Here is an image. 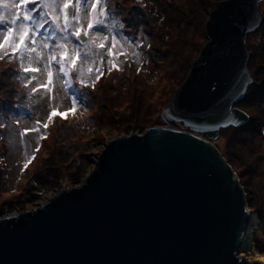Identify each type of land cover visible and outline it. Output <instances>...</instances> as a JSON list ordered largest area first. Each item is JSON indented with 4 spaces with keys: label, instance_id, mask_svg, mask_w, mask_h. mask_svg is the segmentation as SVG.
Here are the masks:
<instances>
[{
    "label": "water",
    "instance_id": "obj_1",
    "mask_svg": "<svg viewBox=\"0 0 264 264\" xmlns=\"http://www.w3.org/2000/svg\"><path fill=\"white\" fill-rule=\"evenodd\" d=\"M263 2L217 4L206 43L160 113L165 128L112 139L81 184L0 219V264H263L241 257L251 214L213 145L249 121L236 93L252 83L245 44Z\"/></svg>",
    "mask_w": 264,
    "mask_h": 264
},
{
    "label": "rangeland",
    "instance_id": "obj_2",
    "mask_svg": "<svg viewBox=\"0 0 264 264\" xmlns=\"http://www.w3.org/2000/svg\"><path fill=\"white\" fill-rule=\"evenodd\" d=\"M191 1L193 2V0ZM18 2L19 0H5V3L8 4ZM90 3L91 0H81L82 20L87 13V9L90 6ZM101 3L104 4V0H101ZM36 7H38V5ZM262 10V7H260V11ZM33 11L35 12V8H33ZM0 12H5V9L2 5H0ZM108 25L112 30L110 35H117L118 41L120 38H122L123 40H126L128 44L132 45V47L129 48L127 46L121 45L118 42L117 46L120 47L126 54V56L114 59V63L118 64V66L122 69L121 71L114 70L112 74H109L107 72V64L105 60L103 64L104 80L101 83L98 82L97 91H92L91 89H83L78 83H74L68 86L64 82L66 78L54 80L52 84L53 92L51 100L47 98L48 93L42 89H38L36 93H32L30 87L25 88L26 98L29 97L31 99V103L28 108L29 112L26 111L19 116H11L10 118L3 116L0 118V219L13 217L25 212L32 211L37 207L45 204L50 198L57 195L59 192L68 190L71 187L81 184L86 179V177L94 171L101 152L105 149L107 144L112 139L131 134H142L154 128H165V125L162 123V121L160 122V124L158 122V125L149 127L148 129L141 131L140 133L134 132L126 134L115 132L112 128H109V124H111L112 122L111 119H108L109 117L108 115H106V112L104 110V107L106 106V104L104 105V103L102 102L104 98V90H106V103H112L111 108L117 111L116 116H113V118L115 117L116 119H118L117 121H123V123L125 122V115H127L128 110H131L132 108V106L130 105V99L132 97H138L139 99H141V106L138 111L142 116H144V120L146 119L145 122H151L156 118L160 119L161 111L169 105L170 101H166V99L162 96L155 97L151 96L150 94L148 96H146V94L142 95L139 86L140 80L135 82L137 77L140 76L139 73H142L141 76L143 78L148 77L147 81L150 80L149 82L152 84L154 80L155 82L159 80L155 79L157 75L163 76L162 71L159 73V70L161 69L153 67V64L150 62L148 55L144 51V44H148V39L142 40L141 36H139L136 40L124 38V36L115 32L113 22L109 17ZM8 26L10 25H7L6 22L4 24H0V35H2L3 31H5L6 27ZM202 28L204 29L206 35V28H204L203 24ZM96 31L107 34V30L102 28H97ZM255 32L251 40H255V38H257L256 34H258V32ZM196 41L197 48L200 46V49L193 61L198 58L202 47L206 43H202V36ZM137 44L140 45L139 48L136 47ZM134 51L139 53V58H137L136 55H133ZM94 59L96 63H101L100 57H95ZM1 61L2 60H0V62ZM9 62L10 61L7 60L5 64H10ZM18 64L19 62H17L16 64H12L17 71L19 69ZM32 66H36L38 68L42 67V65H36L35 63H33ZM127 66L128 71L125 70ZM247 68L249 72L251 71V69L254 70L255 63L254 66H247ZM137 69H139L140 72H138ZM190 70L191 66L187 76L189 75ZM257 71L261 72L263 78L264 72H262V70L260 69H257ZM250 73L252 74V72ZM110 76H112V79L109 78ZM186 78L184 79V81L186 80ZM42 80L43 77L38 72L37 81L42 82ZM164 83L165 81L160 82L159 80L157 82V85H161V87L163 88ZM30 84L33 87L35 86V82H30ZM21 85L19 83L20 87ZM104 86H106V89H104ZM179 88L180 87H178L175 92ZM81 91L85 92L86 96L91 93V96H94L98 99H84L81 97ZM24 95L25 92L22 91L21 96H23V98L25 97ZM73 98H76L78 100L76 109L73 113H70L67 118L63 119L59 116L55 117L52 121L48 122L47 129L42 127L43 122L47 121V113L49 111H51L52 109H56L57 111L63 112L65 109L71 107ZM243 100H245V96L241 101ZM239 103H237L235 107L245 112L249 116L245 108ZM257 105L264 108V96L260 103H257ZM144 110L146 111L143 112ZM122 115L124 119H120ZM250 118H253V122L250 127L245 126L244 128H239L238 130H233L234 128L230 127L228 129L221 130L218 139L213 143L214 147L218 150L221 157L230 167V170L239 178V173H241L243 165L248 164V170L252 171L258 163L260 166L258 173H262V175L264 176V160H256V158H259L260 155H264V138L261 132L264 130V113L261 117H256V119L255 116H249V119ZM100 119H102V123L98 122V120ZM107 120H109L108 124H106ZM138 124L140 125V123ZM75 125H77L79 131L74 129ZM33 128H36L38 130L35 132L29 131L24 136L20 135V133L25 129ZM54 130L55 132L57 130L60 131V133L58 134L60 136V139L54 140ZM41 136H46L47 138L41 140ZM59 136H57V138H59ZM95 137H100L101 142H98ZM93 139L96 142H94ZM54 141H59L58 143H56L55 147L53 145ZM85 141H87L88 143H84ZM66 142H69V144H66ZM62 143H65L67 146L62 147V152L68 154V159H66L65 161V158H63L64 156L62 157V167L60 174L63 175L60 176L61 182H54L55 185L48 186L49 183L47 181L39 180L36 176L39 175L37 174L38 172L44 171L45 168L47 169L46 162L49 151L51 149H55L54 153L58 154V149H61L60 147ZM250 146L254 148L253 152H255L252 156L248 154L249 152H251ZM69 147L70 150L72 149L71 152L68 149ZM37 148L39 149L38 151ZM82 154H84L85 156H83ZM89 154L91 155L90 161H88V159L86 158V155ZM32 156H34L35 158L32 159L31 162L28 163V166L25 168V162L29 157ZM76 161L81 162L80 169H82V171L80 173V176L78 177L77 182L69 181L68 176L65 173H68L70 170H72V167ZM32 177L36 178L31 179ZM238 182L239 184H241L242 189L244 180L240 179L238 180ZM258 184L260 185V182ZM243 191L247 210L250 213H256L257 210H254V208L250 204H248L249 195L246 192V188H243ZM255 204H259L261 208H264V196H262L260 199L258 198L257 200H255ZM257 236L259 237L258 239H261L264 245V236L260 234L259 231H257ZM251 241L252 250H254L253 252L264 254L258 252L255 249L253 237H251ZM251 256L252 252L248 253V255H246L244 259H249Z\"/></svg>",
    "mask_w": 264,
    "mask_h": 264
},
{
    "label": "trees",
    "instance_id": "obj_3",
    "mask_svg": "<svg viewBox=\"0 0 264 264\" xmlns=\"http://www.w3.org/2000/svg\"><path fill=\"white\" fill-rule=\"evenodd\" d=\"M220 1L222 0H193V2L191 0H140L138 4L137 0H104V4L107 5L108 9V17L113 22L115 32L127 39L136 40L139 36H141L142 40L148 39V44H144V51L148 55L153 67L160 68L161 70H159V73L161 71L163 72V76L157 75L155 77V79H159L160 82L165 81L163 88L161 85H157L159 80L156 82L154 80L152 84L149 82L150 80L147 81L148 77L143 78L141 76L142 73H139L140 76L137 77L135 82L140 80L139 86L142 95L146 94V96H148L150 94L155 97L162 96L166 101H170L175 90L184 82L191 63L199 52L200 46L197 48L196 40L202 36V43L207 41L202 24L204 28H206L205 26L209 20L210 12L215 9ZM260 7L263 9L261 11L263 21L256 31L258 32V34H256L257 38L251 40L254 33L249 34L246 38V49L249 54L247 66H254L255 63L254 70L251 69L250 71L253 75V82L246 91L245 100L239 103L245 108L249 116H255V119L256 117H261L264 113V108L257 105L264 96V77L262 78L261 72L257 71V69H260L264 72V2L260 4ZM118 22H123L125 24L123 30L119 28ZM5 62H7V60H2L0 62V70L11 68V71L0 72V118L2 116L10 118L11 116H19L26 111L29 112L28 108L31 103V99L29 97L26 98V89L23 87L22 80L16 79L17 75L21 76L19 69L17 71L11 62H9L10 64H5ZM125 70L128 71V66ZM23 75L24 74H22V76ZM112 76L109 78L112 79ZM103 80L104 79H102L100 83ZM19 83L20 85L22 84L21 87ZM104 89H106V86H104ZM22 91L25 92L24 98L21 96ZM80 93L81 97L84 99H98L91 96V93L87 96L83 91ZM103 93L104 98L102 102L104 105L106 104L104 110L109 117L108 119H111L113 123L109 124V128H112L113 131L126 134L134 132L140 133L149 127L158 125V122L160 124L161 120L159 118L151 122H145L146 119L144 120V116L138 111L141 106V99L138 97H132L130 99L132 108L128 110L125 119L123 115L120 117V119H124L125 122L117 121L118 119L115 117L113 118V116H116L117 111L111 108L112 103H106V90H104ZM145 111L146 110L143 112ZM98 122L102 123V119L98 120ZM252 122L253 118H250L245 125L239 128H244L245 126L250 127ZM108 123L109 120H107L106 124ZM138 123H140V125ZM239 128H234L233 130H238ZM74 129L78 130L77 125L74 126ZM53 132H55V130ZM59 133L60 131L58 130L55 132L54 140L60 139ZM57 136H59V138H57ZM95 138L98 142H101L100 137ZM93 141L96 142L94 139ZM58 142L54 141V147ZM84 143L88 142L85 141ZM66 144H69V142H66ZM66 144L62 143L61 149H58V154L54 153L55 149H51L47 157V169L45 168L44 171L37 173L39 174L36 176L37 179L47 181L49 183L48 186L55 185L54 182H61L60 176L63 175L60 174L62 157L64 156L63 158H65V161L68 159V154L62 152V147H65ZM68 149L70 152L72 151L70 147ZM253 149L254 148L250 146L251 152L248 153L250 156L255 153ZM82 155L85 156L84 154ZM90 156V154L86 155L88 161H90ZM256 160L263 161L264 155H260ZM80 165L81 162L76 161L72 170L65 173L69 181L77 182L82 171ZM259 169V163L252 171L248 170V164L243 165L239 176L240 179L244 180V184H248V188H246V192L249 195L248 204H250L254 210H257V214L260 218V223L253 231L254 247L258 252L264 253V245L257 236V231L264 236V208H261L259 204H255V200L264 196V176L262 173H258ZM34 178L32 177L31 179ZM259 182L260 185L258 184Z\"/></svg>",
    "mask_w": 264,
    "mask_h": 264
},
{
    "label": "snow or ice",
    "instance_id": "obj_4",
    "mask_svg": "<svg viewBox=\"0 0 264 264\" xmlns=\"http://www.w3.org/2000/svg\"><path fill=\"white\" fill-rule=\"evenodd\" d=\"M4 4L8 3L0 0V5ZM8 5L10 11L0 12V24L6 22L10 25L0 35V60H8L11 64L19 62V72L24 75H17L16 79L22 80L24 88L30 87L32 93L42 89L51 100L53 81L62 78H66L64 82L68 86L78 83L83 89L97 91V84L104 77L105 60L108 73L122 70L114 63V59L126 56L117 46L118 42L129 48L132 45L122 38L118 41L117 35H110L112 30L108 25L107 5L101 0H91L83 20L81 0H19ZM118 23L123 30L125 24ZM97 28L107 30V34L96 31ZM133 55L139 58L138 52L134 51ZM95 57H100L101 63H96ZM33 63L42 67L32 66ZM3 71L10 72L11 68L0 70ZM38 72L43 77L42 82L37 81ZM30 82H35V86H31ZM236 94L242 96L246 93L238 90ZM77 103L78 100L73 98L71 107L63 112L56 109L49 111L42 127L47 129L48 122L57 116L67 118L75 111ZM229 123H232L231 120ZM37 130L25 129L20 135ZM46 138L41 136V140ZM34 158L29 157L24 167Z\"/></svg>",
    "mask_w": 264,
    "mask_h": 264
},
{
    "label": "bare ground",
    "instance_id": "obj_5",
    "mask_svg": "<svg viewBox=\"0 0 264 264\" xmlns=\"http://www.w3.org/2000/svg\"><path fill=\"white\" fill-rule=\"evenodd\" d=\"M207 25V24H206ZM234 176L238 180H240V178L238 176H236V174H234ZM239 184V182H238ZM239 186L241 187V184H239ZM243 188H247V184H244L242 186V192ZM245 199V198H244ZM251 215L249 216V222H248V227H247V231L243 236V240H242V247H241V257L245 258L246 255H248V253L252 252V256L249 258L250 260H256L259 262H262L264 264V254H260L257 255L256 252H253L254 250H252V241H251V237H253L252 233L253 230L255 229L256 225H258L260 223V218L256 213H250Z\"/></svg>",
    "mask_w": 264,
    "mask_h": 264
},
{
    "label": "clouds",
    "instance_id": "obj_6",
    "mask_svg": "<svg viewBox=\"0 0 264 264\" xmlns=\"http://www.w3.org/2000/svg\"><path fill=\"white\" fill-rule=\"evenodd\" d=\"M3 8L5 9V11H10L9 5L8 4H4Z\"/></svg>",
    "mask_w": 264,
    "mask_h": 264
}]
</instances>
